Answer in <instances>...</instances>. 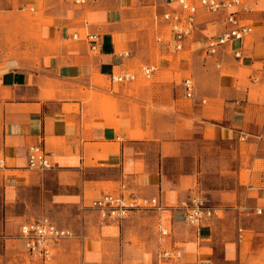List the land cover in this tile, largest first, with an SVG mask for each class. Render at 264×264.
<instances>
[{
	"label": "crops",
	"instance_id": "crops-1",
	"mask_svg": "<svg viewBox=\"0 0 264 264\" xmlns=\"http://www.w3.org/2000/svg\"><path fill=\"white\" fill-rule=\"evenodd\" d=\"M62 2L0 0V264H160L169 249L182 252L176 264H264V214L254 212L264 208V0L240 15L253 33L212 57L204 45L226 31L223 14L200 9L176 50L164 15L182 9L168 0H94L73 20ZM40 4L43 15L22 16ZM145 9L155 13L154 39L136 31ZM90 34L100 36L97 50ZM182 52L200 53L201 67L171 68ZM145 65L157 67L149 80ZM122 75L136 79L114 81ZM31 146L53 168L28 169ZM195 191L221 212L197 228L177 208ZM108 192L157 198L164 209L105 221L86 205ZM44 216L59 226L71 216L78 235L48 259L19 237L22 223Z\"/></svg>",
	"mask_w": 264,
	"mask_h": 264
},
{
	"label": "built area",
	"instance_id": "built-area-1",
	"mask_svg": "<svg viewBox=\"0 0 264 264\" xmlns=\"http://www.w3.org/2000/svg\"><path fill=\"white\" fill-rule=\"evenodd\" d=\"M94 0H74L80 7H85ZM169 5L177 4L182 12L173 11L164 15L169 24L173 36V44L176 50L183 48L186 38L192 36L197 29V15L200 9L210 14H223L227 29L217 38L207 40L204 51L207 56H215L220 49L232 41H241L253 33V27L249 23L240 20L241 14L253 11L249 0H168ZM74 38H76L74 36ZM87 40L91 43L92 50H97L100 45V36L90 34ZM237 56L239 54L237 53ZM157 67L154 65L141 66L140 74L149 80L153 77ZM119 83L131 82L136 79L135 75H122L113 78ZM185 96L192 98L194 94L193 80H184ZM27 167L30 170L46 171L53 168V162L46 152L39 146H31L27 152ZM0 168H4V159L0 155ZM262 185L260 191L264 196V174L261 175ZM97 212L105 221L121 222L135 212L162 211L164 207L157 198H145L134 193L128 195L123 193L108 192L93 200L89 206ZM177 208L184 215V222L192 227H200L205 220L219 216L218 211L210 205L208 199L194 192L192 196L183 200ZM249 209L245 208V211ZM256 215L264 214V208H256ZM162 236H168L166 229L161 230ZM74 232L68 228L59 226L50 217H41L20 225L19 237L24 247L32 256L48 259L52 257L58 243L73 238ZM182 258V252L175 249L165 250L161 253L160 264H176Z\"/></svg>",
	"mask_w": 264,
	"mask_h": 264
},
{
	"label": "rangeland",
	"instance_id": "rangeland-1",
	"mask_svg": "<svg viewBox=\"0 0 264 264\" xmlns=\"http://www.w3.org/2000/svg\"><path fill=\"white\" fill-rule=\"evenodd\" d=\"M61 1H63L62 4H61L62 6H64V5L67 6V8H66V12H67V17L66 18H67V20H73L74 19L73 18L74 17V10L75 9L76 10H80L82 8H80L79 6H73L72 3H71V0L70 1L69 0H61ZM31 7L32 6H30L26 11L21 12V14H22L23 17H27V18L30 17L31 18V17L35 16L37 18V17H40L41 15H43V13L45 11H47V9H45L44 7H42V5L39 6L38 9H36L35 11H32L31 10ZM145 10H146L145 11V15L142 14L144 17H141V19L138 20V24L136 26L137 27L136 28V31H138V32L148 31V32H150V35H151L149 38L150 39L151 38L154 39L156 35L158 36V33L157 32L160 31L159 30V27L155 23V21H156L154 19L155 18V13L153 11H152V13H149V10L148 9H145ZM136 12H137V10H136ZM54 19H55L54 17H51L50 16V18H46V19L44 18L43 21H45V22H47L49 24H53ZM21 36H24V35H21ZM23 42H24V40H23ZM153 43H155V41ZM0 54H1L0 55V58H2L3 56H6L8 54V51H6L5 53H2V50H0ZM174 55H177L176 56L177 62L171 68H187V67L200 68L201 65L203 64V61H204V59H203V57H202V55L200 53H197V54H194V55L192 54L193 58H190V59H188V57H189L190 54H188V56L185 57L184 59H179L181 56L187 55V53L184 54L182 52L181 54H174ZM174 58H175V56L174 57L171 56V57H167L166 59L172 61ZM187 76H189V75H187ZM147 83H149V82H147ZM229 150L232 151L233 148L232 149L229 148ZM101 174H106V173L101 171ZM110 189H111V187L109 186L105 190H110ZM202 195L206 197V194L205 193H202ZM208 202L210 203V205H212L211 204V201L209 199H208ZM88 206H89V203H87L86 209L89 210V211H93L92 209L88 208ZM218 213H219V215L221 214V212H219V211H218ZM5 215H6L5 214V206H4V204L2 202V199H1V177H0V224H3V222L5 221V219H6V216ZM36 218H38V217H36ZM55 222L58 223L56 220H55ZM73 222H74L73 221V218L71 216H67L61 222V226L67 227L71 231H73L74 232V235H75V238H76V237H78L77 232H76V228H77L76 225H75V228H74V225H71V227H70V225H68V223H73ZM58 224L60 225V222Z\"/></svg>",
	"mask_w": 264,
	"mask_h": 264
}]
</instances>
